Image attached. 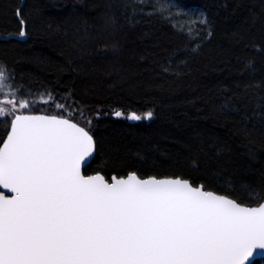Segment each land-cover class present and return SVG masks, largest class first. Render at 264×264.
<instances>
[{
	"label": "trees",
	"instance_id": "obj_1",
	"mask_svg": "<svg viewBox=\"0 0 264 264\" xmlns=\"http://www.w3.org/2000/svg\"><path fill=\"white\" fill-rule=\"evenodd\" d=\"M170 1L200 10L206 24L187 35L138 0H0L7 97L29 103L21 113L89 131L95 155L85 175L179 177L256 206L264 197V0ZM12 118L0 117V143Z\"/></svg>",
	"mask_w": 264,
	"mask_h": 264
},
{
	"label": "snow or ice",
	"instance_id": "obj_2",
	"mask_svg": "<svg viewBox=\"0 0 264 264\" xmlns=\"http://www.w3.org/2000/svg\"><path fill=\"white\" fill-rule=\"evenodd\" d=\"M93 151L89 131L68 119L15 115L0 147V187L14 193L0 194V264H245L264 250V202L179 177L82 175Z\"/></svg>",
	"mask_w": 264,
	"mask_h": 264
},
{
	"label": "rangeland",
	"instance_id": "obj_3",
	"mask_svg": "<svg viewBox=\"0 0 264 264\" xmlns=\"http://www.w3.org/2000/svg\"><path fill=\"white\" fill-rule=\"evenodd\" d=\"M139 3L143 4L142 7H148L146 12H151L152 10L159 11L164 14L165 18L171 21L172 25L186 33L187 35H192L199 27L206 24V19L203 14L198 9H186L170 0H138ZM145 11V10H144ZM203 21V22H201ZM6 78L0 81V107H3L6 111V116L12 118L14 114H20L22 109L16 104V101L7 97L6 94ZM4 100H12V104H4ZM15 109V111H13Z\"/></svg>",
	"mask_w": 264,
	"mask_h": 264
},
{
	"label": "water",
	"instance_id": "obj_4",
	"mask_svg": "<svg viewBox=\"0 0 264 264\" xmlns=\"http://www.w3.org/2000/svg\"><path fill=\"white\" fill-rule=\"evenodd\" d=\"M16 115H37V116H40V115H46V114H41V113H20V114H16ZM47 116H54V115H47ZM14 117H15V115L13 116V118L12 119H14ZM57 118H63V117H58V116H56ZM64 119H67V118H64ZM70 122H73V123H75L74 121H72V120H70V119H68ZM130 121H134V120H132V119H130ZM77 124V123H76ZM78 125V124H77ZM78 126H80V125H78ZM81 127V126H80ZM86 130V129H85ZM8 131H10V127H9V129H8ZM6 139V135H5V137H4V139L2 140V142L0 143V147H2L3 146V141ZM94 155H95V141H94V151H93V154L89 157V158H87V163L86 164H83L82 165V168H81V173H82V175H85L84 174V169H85V167L91 162V160L93 159V157H94ZM98 175H101V174H99V173H97ZM97 174H91V175H85V176H92V175H97ZM130 173H128L125 177H119V178H127V176L129 175ZM102 176V175H101ZM104 177V176H103ZM113 177H115V176H111L108 180L106 179V181H108V182H112L113 181ZM117 178V177H116ZM148 178H154V177H148ZM169 178V177H168ZM144 179H147V178H144ZM157 179H165V178H157ZM198 186H202V185H198ZM203 190H205L204 189V187H203ZM207 191V190H206ZM212 192V191H211ZM214 193V192H213ZM0 194H4L6 197H8V198H11L13 195H14V193H11V192H9L7 189H4V188H2V187H0ZM220 195V194H219ZM261 202H264V197H263V200L261 201ZM260 202V203H261ZM257 206V205H256ZM256 253H264V250H261V249H256V250H254V257H250L249 258V261H245V264H250V262H251V264L255 261V260H261V259H264V255H256Z\"/></svg>",
	"mask_w": 264,
	"mask_h": 264
},
{
	"label": "bare ground",
	"instance_id": "obj_5",
	"mask_svg": "<svg viewBox=\"0 0 264 264\" xmlns=\"http://www.w3.org/2000/svg\"><path fill=\"white\" fill-rule=\"evenodd\" d=\"M2 37V36H1Z\"/></svg>",
	"mask_w": 264,
	"mask_h": 264
}]
</instances>
